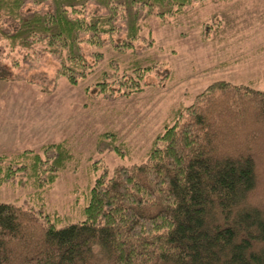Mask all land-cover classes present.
I'll return each instance as SVG.
<instances>
[{
  "label": "trees",
  "instance_id": "trees-1",
  "mask_svg": "<svg viewBox=\"0 0 264 264\" xmlns=\"http://www.w3.org/2000/svg\"><path fill=\"white\" fill-rule=\"evenodd\" d=\"M207 1L0 0V83H32L51 59L73 86L131 96L157 67L152 19ZM171 118L141 163L97 180L80 222L0 203V264H264V91L214 82ZM73 157L66 141L0 155V186L49 189Z\"/></svg>",
  "mask_w": 264,
  "mask_h": 264
},
{
  "label": "rangeland",
  "instance_id": "rangeland-1",
  "mask_svg": "<svg viewBox=\"0 0 264 264\" xmlns=\"http://www.w3.org/2000/svg\"><path fill=\"white\" fill-rule=\"evenodd\" d=\"M235 1L199 3L189 19H152L148 31L155 44L146 56L157 67L141 91L115 102L98 96L94 77L78 86L58 77L51 59L30 74L32 83L1 82L0 155L41 151L66 141L74 157L49 189L39 190L32 183L0 186V203L57 213L66 219L64 224L80 222L97 180L119 166L141 163L165 123L172 121L173 110L192 104L218 81L252 83L264 91V1L242 0V12L251 10L241 18L228 9ZM221 20L227 26L219 39ZM108 133L115 139L105 141L111 147L121 145L123 153L100 145Z\"/></svg>",
  "mask_w": 264,
  "mask_h": 264
}]
</instances>
